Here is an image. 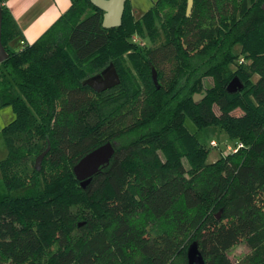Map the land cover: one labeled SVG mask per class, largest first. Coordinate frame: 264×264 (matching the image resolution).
Returning a JSON list of instances; mask_svg holds the SVG:
<instances>
[{"label": "trees", "instance_id": "trees-1", "mask_svg": "<svg viewBox=\"0 0 264 264\" xmlns=\"http://www.w3.org/2000/svg\"><path fill=\"white\" fill-rule=\"evenodd\" d=\"M2 2L0 108L14 118L1 130V264H188L191 244L204 264H264V0H193L189 15L187 0H156L139 19L126 0L107 29L72 0L20 51ZM109 67L120 83L94 91L87 81ZM186 119L241 147L207 162ZM106 142L113 157L82 189L73 166Z\"/></svg>", "mask_w": 264, "mask_h": 264}, {"label": "water", "instance_id": "water-1", "mask_svg": "<svg viewBox=\"0 0 264 264\" xmlns=\"http://www.w3.org/2000/svg\"><path fill=\"white\" fill-rule=\"evenodd\" d=\"M90 3L103 12L102 27L115 28L121 25L122 15L126 0H89ZM193 5V0H187L186 14L189 15ZM8 55L1 43V4H0V63L7 59ZM152 80L154 84H158L156 72L152 68ZM88 85L96 92H102L110 89L120 83L116 71L109 67L102 72L100 77H92L87 81ZM242 89V84L235 78L227 86L229 93H235ZM203 96L195 94L193 101L198 102ZM115 153L114 145L106 142L95 148L91 152L84 155L72 168L73 174L82 189H85L92 176H94L100 168L109 164ZM45 152L36 160V167L39 169L41 160ZM219 214L216 215V218ZM188 264H204V260L196 244H191L187 249Z\"/></svg>", "mask_w": 264, "mask_h": 264}, {"label": "crops", "instance_id": "crops-1", "mask_svg": "<svg viewBox=\"0 0 264 264\" xmlns=\"http://www.w3.org/2000/svg\"><path fill=\"white\" fill-rule=\"evenodd\" d=\"M72 0H3L21 35L8 43L11 51H20L34 43L71 5ZM144 2V3H143ZM156 0H130L132 14L139 19ZM145 4V6H144Z\"/></svg>", "mask_w": 264, "mask_h": 264}, {"label": "rangeland", "instance_id": "rangeland-1", "mask_svg": "<svg viewBox=\"0 0 264 264\" xmlns=\"http://www.w3.org/2000/svg\"><path fill=\"white\" fill-rule=\"evenodd\" d=\"M135 2L137 0H134ZM139 3L141 0H138ZM144 3V2H143ZM145 6V4H144ZM136 39V43L139 45L140 48H149L150 42L145 36L140 35H134ZM234 54H240V48L238 45L234 46L233 48ZM234 70L233 66L230 67ZM92 78V77H91ZM257 76L252 77V82H256ZM206 83H209L211 85V82H208V79ZM205 85V86H209ZM201 100V99H200ZM232 114L241 115V111L236 110ZM14 118L13 110L10 106H6L3 108H0V162L4 160L7 156V147L3 140V137L1 135L2 128L7 125L11 120ZM185 127L189 131V133L193 134L198 141V143L206 147L208 149V157L207 162L211 163L217 160L219 157H221V154L225 155L228 154L229 151H227L226 146H234L233 141L229 140L224 133V131L220 130L218 127H211V128H205L202 130H197L193 123H191L190 120L186 119L185 121ZM210 140H214L218 144V148H211L209 146ZM21 191L15 192L16 194H19ZM7 190L3 184L1 171H0V200L6 196ZM217 215V214H216ZM250 249L248 245L244 242L238 244L237 246L233 247L229 250L227 253L228 258L231 260V262L236 263L238 262L242 257H244L247 253H249ZM5 260L0 259V264L5 263Z\"/></svg>", "mask_w": 264, "mask_h": 264}, {"label": "built area", "instance_id": "built-area-1", "mask_svg": "<svg viewBox=\"0 0 264 264\" xmlns=\"http://www.w3.org/2000/svg\"><path fill=\"white\" fill-rule=\"evenodd\" d=\"M132 40H133V42L136 43V39H135V37H133ZM241 61H242V60H240V62H241ZM209 146H210L211 148H218V144H217L214 140H210V142H209ZM240 147H241V144H239V143L236 142V143H234V146L227 145V146H226V149H227V151H229V153L233 154V153H236L237 150H238Z\"/></svg>", "mask_w": 264, "mask_h": 264}]
</instances>
